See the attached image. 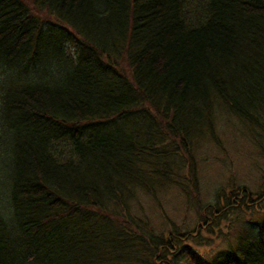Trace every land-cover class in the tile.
<instances>
[{
	"label": "trees",
	"instance_id": "16d2710c",
	"mask_svg": "<svg viewBox=\"0 0 264 264\" xmlns=\"http://www.w3.org/2000/svg\"><path fill=\"white\" fill-rule=\"evenodd\" d=\"M223 111L264 154V0H0V264H264V216L205 257L133 212L170 187L199 209Z\"/></svg>",
	"mask_w": 264,
	"mask_h": 264
},
{
	"label": "rangeland",
	"instance_id": "374dc122",
	"mask_svg": "<svg viewBox=\"0 0 264 264\" xmlns=\"http://www.w3.org/2000/svg\"><path fill=\"white\" fill-rule=\"evenodd\" d=\"M28 4L31 8L34 5L30 1ZM19 75L20 71L11 72L7 79ZM31 79H37V75L32 74ZM213 125L215 136L207 132L194 147L200 184L199 209L188 203L178 187H170L159 191L157 198L141 194L133 212L140 217L147 216L159 231L173 230L174 226L181 233L194 231L196 239L189 245L202 256L232 257L238 240L253 230L264 216V206L257 200L264 193V154L235 115L218 112ZM4 180V168L0 167L1 205L6 204ZM234 192L238 196L246 193L247 201L242 205L234 203L236 197L231 195ZM230 196L233 200L229 203L228 214L221 217L219 207L226 208L225 198ZM207 217L208 220L220 218L218 225L210 228L204 225L203 220Z\"/></svg>",
	"mask_w": 264,
	"mask_h": 264
}]
</instances>
